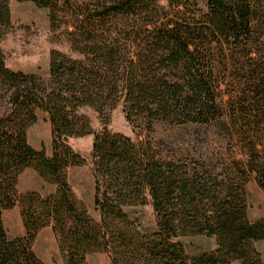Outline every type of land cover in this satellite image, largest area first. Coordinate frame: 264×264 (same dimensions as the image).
Segmentation results:
<instances>
[{
    "label": "trees",
    "instance_id": "1",
    "mask_svg": "<svg viewBox=\"0 0 264 264\" xmlns=\"http://www.w3.org/2000/svg\"><path fill=\"white\" fill-rule=\"evenodd\" d=\"M0 0V40L12 26ZM49 10L72 53L52 50L49 77L6 66L0 48V264H45L33 249L51 226L61 264H264V216H248L246 186L264 192V0H15ZM123 103L134 137L94 134V218L68 180L85 164L70 140L92 132L79 112ZM4 104V105H3ZM47 114L51 154L27 141ZM176 130L158 137L157 126ZM33 169L52 193L20 192ZM152 206L141 232L125 208ZM18 207L24 234L9 237L3 213ZM205 235L214 249L190 254L180 240Z\"/></svg>",
    "mask_w": 264,
    "mask_h": 264
},
{
    "label": "rangeland",
    "instance_id": "2",
    "mask_svg": "<svg viewBox=\"0 0 264 264\" xmlns=\"http://www.w3.org/2000/svg\"><path fill=\"white\" fill-rule=\"evenodd\" d=\"M160 5L166 6L167 0H161ZM198 6L206 7V0H197ZM12 26L7 30L4 38L0 40V48L5 55L6 66L15 71L34 73L43 79L49 77L50 53L57 50L73 57H79L71 52L68 39L58 29H53L49 21V10L45 7H38L31 1H10ZM1 92V91H0ZM0 101V110L2 109ZM4 105V104H3ZM89 119L92 132L88 135L73 138L70 144L75 151L80 153L86 160L85 164L73 167L69 170L68 180L75 193L87 206L89 213L96 219L98 212L93 205L94 180L92 176V163L90 159L91 147L94 134L106 127L111 132H118L134 137L132 127L128 123L124 113L123 103L120 102L111 111L101 114L95 109L83 106L79 110ZM36 121L27 128V141L36 149L44 148L47 154H51V128L48 116L45 112L36 110ZM176 130L157 126L158 137H166L172 140ZM27 170V169H25ZM24 170V171H25ZM21 173L20 192L23 187L39 189L42 195L52 193L54 185L44 180L30 169ZM20 175V176H21ZM19 176V179H20ZM47 183L44 185V183ZM47 186V187H46ZM51 189L49 193L45 191ZM248 216L255 220L264 216V192L258 187L254 178H251L246 186ZM128 217L135 222L138 229L143 233H151L156 230L155 215L150 204L143 206H129L125 208ZM3 222L7 235L11 238L22 236L24 228L20 219L18 207L6 210L3 213ZM190 254L200 253L216 247L215 240L205 235L187 236L180 239ZM264 262V239L256 244ZM36 254L44 260L45 264H61L58 256L57 244L51 226L42 229L33 246ZM87 264H110L109 256L105 253H92L87 256ZM231 264H239L237 261Z\"/></svg>",
    "mask_w": 264,
    "mask_h": 264
},
{
    "label": "crops",
    "instance_id": "3",
    "mask_svg": "<svg viewBox=\"0 0 264 264\" xmlns=\"http://www.w3.org/2000/svg\"><path fill=\"white\" fill-rule=\"evenodd\" d=\"M26 171H30L29 169H27V170H25L24 172H23V174L22 175H24V173H26ZM22 175L20 176V179H19V184H18V186H20V180H21V178H22ZM42 182H43V180H42ZM45 182V181H44ZM43 182V183H44ZM45 184H47V183H44V185ZM50 185V184H49ZM51 186V185H50ZM47 187V186H46ZM51 189L52 188H50V189H47L45 192L46 193H49L50 191H51ZM29 190H36V191H39V189H35V188H32V187H27V188H24L23 187V189H22V191H29ZM44 261V260H43Z\"/></svg>",
    "mask_w": 264,
    "mask_h": 264
}]
</instances>
